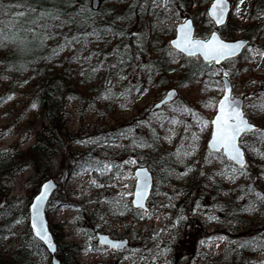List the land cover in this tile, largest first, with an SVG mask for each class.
Segmentation results:
<instances>
[{"label":"rangeland","instance_id":"rangeland-1","mask_svg":"<svg viewBox=\"0 0 264 264\" xmlns=\"http://www.w3.org/2000/svg\"><path fill=\"white\" fill-rule=\"evenodd\" d=\"M192 1L187 16L194 17L197 34L206 37L214 28L207 21L209 1ZM256 1L262 3L259 6L262 10L253 14V4ZM88 2L92 5L93 0ZM166 2L167 0H150L153 8ZM232 2L234 10L223 29L232 34L231 39L242 36L251 39L240 57L211 67L206 73L193 79L183 78L186 66L181 57L174 58L170 70L161 81L158 80L159 75L145 78L144 73H139L138 77L146 80L142 92L130 105L112 104L106 107L100 104L89 107L85 101L80 107L77 100L66 98L67 117L61 142L51 147L45 165L40 168H37V162L27 159L17 162L16 169L12 171L9 191L0 198V207L10 201L11 197H15L18 208H24L38 191L41 182L53 176L61 190L49 202L47 216L50 224L61 230L58 233L60 240L76 246L75 258L82 264H221L220 257L229 244L241 247L245 230H234V226L227 224L226 217L211 203L201 204L200 200H195L182 208L176 196L172 197L171 185L158 180L160 177L154 181L149 209L141 211L139 218L135 219L130 204L135 183L134 168L142 163L131 156L127 147L128 139L121 136V132L120 135L114 132L116 126L130 120L142 110L153 108L169 88L176 87L178 95L171 103L159 109L154 108L157 123L167 120L157 130L161 144L166 149L178 150L182 145L188 144L199 150V144L206 145L210 135V120L216 111L212 100L222 95L221 77L225 73L232 81L234 95H242L246 101L253 98L252 106L257 105L256 98L261 92L264 94V87L258 88L259 81L264 78V30L258 31L255 25L264 29V0ZM100 7L101 0H98L97 8ZM147 11L145 6V22L141 16L130 21L136 20L135 25L139 29L136 30L135 37L139 42L126 47L142 56L145 61L149 59L148 46L144 44L141 34H145L147 38L146 31L152 34L159 30L162 38L169 39L174 34L175 24L186 17L178 18L174 28L170 30L169 21L156 27L151 20L152 13L147 14ZM236 25H239L238 30L230 31ZM69 42L58 54L61 55V67L65 66L62 65V61H65L71 69L76 66L84 72L105 55V49L103 50L97 36L90 37L86 44L74 40ZM110 47L112 44L105 48ZM192 58L196 60L199 57ZM106 63L104 60L91 76L90 85L98 84L99 90H102L107 81V86L119 89L123 83H136L139 79H136L133 70L117 73L116 68L110 69ZM84 78L79 75L76 79L83 81ZM35 80L28 71L17 74L11 71L0 73V151H28L35 144L37 131L46 122L44 110L32 102L30 89ZM79 87L83 89L84 85L80 83ZM181 108L191 110L192 114L187 116L180 111ZM251 119L260 123L252 116ZM261 131L264 130L261 128ZM245 137L252 138V135L245 134L243 138ZM249 151L254 162L248 168L252 169L259 160V154L257 147H251ZM87 152L97 156L98 164L95 168L79 162L84 155L82 153ZM71 155L73 160H77V164L79 162V168H69L67 160ZM200 157L203 159L204 156ZM258 163L264 164V159ZM212 164L214 163H205L202 167L201 163H194L192 169L194 173H207ZM222 172H226L225 168ZM42 173L46 174L43 178ZM246 175V168H240V178L237 180H240V184H231L232 189H235L234 194H244L249 190ZM182 177L190 179L191 171H185ZM257 187H261V181L257 183ZM263 210L264 207L261 211ZM259 217L263 221L264 214L251 215L254 220ZM19 225L25 229V225ZM97 232L108 233L114 238H127L129 243L122 249H112L99 243ZM15 244L16 236L12 233L2 240L0 251L4 252L7 263L13 258L12 253L7 251L12 252ZM39 257L42 261L47 260L45 254ZM253 257L251 263L264 264V252ZM48 261L52 264L51 258Z\"/></svg>","mask_w":264,"mask_h":264},{"label":"trees","instance_id":"trees-1","mask_svg":"<svg viewBox=\"0 0 264 264\" xmlns=\"http://www.w3.org/2000/svg\"><path fill=\"white\" fill-rule=\"evenodd\" d=\"M88 1L31 0L32 6L37 7L38 10L41 8L53 11L58 9L63 22L41 21L40 26L33 27L31 32L19 28L6 29L7 46H0V73L11 71L17 74L28 71L36 78L30 89L32 102L44 110L46 122L37 131L35 144L28 151L12 152L10 149L0 151V198L9 191L12 171L14 168L16 169L17 162L27 159V161L37 162V168H40L45 165L51 147L53 148L54 145L61 142L62 130L67 117L66 98L77 100L80 107L85 104V101L89 107L100 104H104L106 107L112 104L130 105L142 92L143 83L146 80L144 77L159 75L158 80L161 81V78L170 70L174 58H182L183 64L186 66L183 77L185 79H193L216 66L207 64L200 58L193 60L192 57L183 56L171 48L169 39L162 38L159 30L152 34L146 31L147 38L145 34H141L144 44L146 43L148 46V60L145 61L142 56L134 54L131 49H126L127 45L131 46L133 42H139L135 37V32L139 29L135 25L136 20L131 23L130 21L141 16L145 22L146 13L143 12L145 6H147V14L148 12L152 13L151 20L156 27L169 21V28L172 30L178 18L187 16V10L192 4V0H167L165 4H160L156 8L152 7L150 0H101L102 7L96 9ZM0 2L9 5L19 3L21 0H0ZM260 4L262 3L259 1L253 4V14L262 10L259 7ZM53 5L56 7L53 8ZM142 13H144L143 17ZM14 16L15 12L9 15H0V28H3ZM207 21L212 25L211 20L207 19ZM255 26L258 27V31L260 29V32L264 30L260 25ZM23 27L27 29L30 25L24 24ZM238 28L239 25H236L230 31H237ZM224 29L223 27L220 29L222 34L230 38L232 34ZM13 36H15V42H13ZM92 36L99 38L103 50L105 49V55L97 59L94 65L84 72L76 66L71 69L68 63H64L65 61H62V65L65 66L61 67L59 61L61 55L58 56V54L70 43L69 41L74 40L79 41L80 44H86ZM109 44H112V47L105 48ZM169 52H172L171 56L168 54ZM104 60L110 69L115 65L117 73L133 70L134 75L137 76L136 79L139 78L137 75L139 73H144V77L139 78L136 83H123L119 89L107 86V81L102 90H99L98 84L90 85V82H92V75L96 72L95 69ZM79 75L85 77L83 81L76 79ZM80 83L84 85L83 89L79 87ZM263 87L264 78L259 81L258 85V88ZM251 100L246 102V111L260 121V129L250 133L252 138L242 139L248 154V163L245 168L247 170L246 179L249 182L246 186L249 190L244 194H240V192L234 194L235 189H232L231 184L236 182V184H240V180L237 181L240 178V168L226 159L222 153L210 151L203 143L199 144L201 146L198 147L199 150L188 144L182 145L180 150L178 148L166 149L161 144L160 133L157 130L167 120L164 119L161 124L160 121L157 123L156 115H154L155 110L151 108L142 110L114 129V132L117 134L121 132V136L128 139L127 147L130 149L131 156L151 168L154 181L160 177L158 180L171 185L172 197L176 196V200L182 208L195 200H200L201 204L211 203L216 210L220 211L221 215L226 217V223L234 226V230L237 232L245 230L242 246L237 247L234 244H229L220 257L221 264H253L251 263L253 256L264 252V218L263 221L261 217L255 220L251 219V215L261 214L263 216L264 214V210L261 211L264 207V189H262L264 187V164L258 163L264 159V144H262L264 131H261V128L264 130L263 92L259 94L258 99L256 98V106H252ZM216 101L215 98L212 100L214 105ZM180 111L187 116L192 114L189 109L181 108ZM157 117L161 116L157 115ZM74 138L78 137L74 136ZM251 147H257L259 160L252 169H249L248 166L254 162L249 151ZM178 151L181 153L180 156L177 155ZM184 152L191 154L184 156ZM82 154L86 156L82 155L79 162L95 168L98 164L97 156L91 152ZM202 155L203 159L200 157ZM72 157L71 155L67 160L69 168H79V162L77 164V160H73ZM194 163H201L202 167L205 163L214 164L210 169H207V173L200 171L194 173L192 169ZM224 168L226 172H222ZM185 171H191L190 179L182 177V173ZM45 175L42 173L41 177L43 178ZM260 181L261 187H257V183ZM60 190L61 188L58 187L54 195ZM54 195L52 199H54ZM15 199V197H11L10 201L8 200L5 205L0 207V247L2 240L8 235L12 233L16 236L14 250L7 251L12 253L13 258L7 263L6 256L3 255L4 252L0 251V264H50L48 251L30 230L28 204L24 208H18ZM140 212V210L131 209L135 219L139 218ZM19 224L25 225V229ZM50 227L57 241V255L61 260L60 264H82L75 258L76 246L62 242L58 235L61 230L52 224ZM173 252L175 253L176 249ZM44 254L47 255L46 261L40 260L39 257Z\"/></svg>","mask_w":264,"mask_h":264},{"label":"snow or ice","instance_id":"snow-or-ice-1","mask_svg":"<svg viewBox=\"0 0 264 264\" xmlns=\"http://www.w3.org/2000/svg\"><path fill=\"white\" fill-rule=\"evenodd\" d=\"M56 6L53 5V8ZM224 11V4L222 0H216L213 4L210 15L215 19L216 23L222 22ZM15 12V16L3 27L0 28V46H7L8 35L7 28L21 29L31 32L33 27L40 26L41 21H61L59 10H49L47 8L37 9L32 6L31 0H21L16 4L5 5L0 2V15H9ZM63 22V21H61ZM28 24L30 27L24 29L23 25ZM182 36L180 39L174 42L175 48L182 53H186L188 56H193L199 53L204 57L206 61L214 60L217 63L221 59L235 55L236 50L241 48L243 42L236 43H224L218 40L215 34L212 35L210 41L195 40L191 38L187 32L182 28L180 29ZM13 42H15V36H13ZM170 56L172 52L168 53ZM113 68L116 66L113 65ZM225 75H227L225 73ZM225 92L230 93L231 89L225 86ZM35 107V105H33ZM215 125V133L212 135L210 141V147L215 151L223 149L226 156L239 164L241 167L244 165L243 153L240 146L237 143L238 137L241 133L248 131H255V127L249 125L248 121L244 118L241 111L238 110V102L226 94L224 98L219 101V115L213 121ZM190 152H184L183 155H190ZM178 156L181 153L178 151ZM47 185L43 186V189L35 197V202L32 204V222L31 228L35 232V235L46 243H50L47 238L46 232L43 230L42 221H40V213L43 205V201L46 199ZM137 200L144 198L142 191H137Z\"/></svg>","mask_w":264,"mask_h":264},{"label":"water","instance_id":"water-1","mask_svg":"<svg viewBox=\"0 0 264 264\" xmlns=\"http://www.w3.org/2000/svg\"><path fill=\"white\" fill-rule=\"evenodd\" d=\"M222 2L224 4V11H223L222 22L219 23V24L216 23L215 19L210 15L212 6H213L214 3H216V0H212L210 5L207 8V14H208L209 18L214 22L216 27L223 26L227 22L229 14H230L231 9H232V5H231V1L230 0H222ZM97 6H98V0H93V7L96 8ZM182 28L185 30V32L188 33V35L191 38H194L195 40L210 41L212 35L215 34L217 36L218 40L221 41V42H224V43L243 42L242 47L236 50L235 55H231L229 57L223 58V59H221V61L219 63L225 61L226 59H230V58H234V57L238 56L244 50L245 46L249 42L248 38H243V37H241V38L239 37V38H236V39H226V38H224L221 35V33L219 32L218 29H214L210 33V35L208 37L196 36L195 35V33H196V25L194 23V19L191 16H189L186 19H184V20H182V21H180V22H178L176 24L175 35L172 36L169 39V44L174 49H176L175 45H174V42L176 40L180 39L181 36H182V33L180 31V29H182ZM182 54H184L185 56H188L186 53H182ZM196 55H199L201 57V59L203 61H205V62H208V63L215 62V63H217L214 60L206 61L204 59V57L202 55H200L199 53H197ZM193 56H195V55H193ZM222 81H223V94L218 99L217 110H216V113L214 114V116H213V118L211 120L212 127H211L210 136H209V138L207 140V147L211 151H215V150H213L210 147V141L212 139V135L215 133V125H214L213 121L215 120L217 115H219V101H221L226 94L230 95V97L232 99H234V100H236L238 102V110L242 112L244 118L248 121L249 125L254 126L255 129L258 128V125L256 123H254L253 121H251L248 118V116L245 114V111H244V98L242 96H240V95H233V87H232L231 79L228 76L224 75V76H222ZM226 85H227L228 88L231 89L230 93H226L225 92L224 89H225ZM177 94H178L177 88H175V87L169 88L167 90L166 94L154 104V107H160L164 103L173 100L177 96ZM248 132H250V131H248ZM242 134L243 133H241V136H242ZM0 136H1V131H0ZM240 137H238L237 143L240 146L241 151L243 153V161H244L243 167H244L246 165V163H247V156H246L245 148L240 143ZM215 152H222L223 155L228 160H230L226 156V154L224 153L223 149H221L220 151H215ZM232 162L235 165L241 167L239 164H236L234 161H232ZM134 175H135V184H134V191H133V194H132L131 204L135 208H141L142 210H147L149 208L147 202H148V199H149V197L151 195L153 184H154L153 173H152V171L150 170V168L147 165H139V166H137L134 169ZM44 185H47L48 187H47V192H46V199L43 201V205H42V209H41V213H40V218L39 219H40V221H42L43 230L46 232L48 241L50 243H46L45 241L40 240L35 235V232L31 228L32 216H33L32 204L35 202V197L40 193V191L43 189ZM57 187H58V183H57V181L55 180L54 177L50 176V177L44 179L42 181V183L40 184L39 190L33 195L32 199H31V201L29 203V206H28V212H29L28 219H29L30 230H31L33 236L43 243L44 247L46 248V250L49 252V254L51 256V261H52L53 264H60V258L57 255V242H56V240L54 238L53 232L50 229V225H49V219H48V216H47V205H48V203H49V201H50V199H51V197H52V195H53V193H54V191L56 190ZM137 191H142L144 193V198L143 199L137 200V197H136ZM97 236H98V240H99V242L101 244L108 245V246H110L112 248H116V249L117 248L118 249L124 248L127 245V243H128V239L112 238L108 233H104V232H97Z\"/></svg>","mask_w":264,"mask_h":264}]
</instances>
